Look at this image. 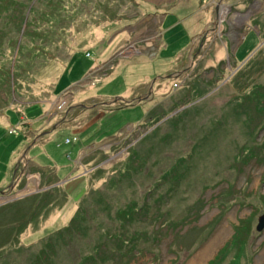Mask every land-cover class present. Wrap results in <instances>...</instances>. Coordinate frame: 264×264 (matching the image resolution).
Listing matches in <instances>:
<instances>
[{"label": "rangeland", "instance_id": "1", "mask_svg": "<svg viewBox=\"0 0 264 264\" xmlns=\"http://www.w3.org/2000/svg\"><path fill=\"white\" fill-rule=\"evenodd\" d=\"M255 1L0 0V264H264Z\"/></svg>", "mask_w": 264, "mask_h": 264}, {"label": "crops", "instance_id": "2", "mask_svg": "<svg viewBox=\"0 0 264 264\" xmlns=\"http://www.w3.org/2000/svg\"><path fill=\"white\" fill-rule=\"evenodd\" d=\"M163 1H161L162 3ZM225 6H229V5H225ZM234 8H235V5H232ZM235 10H239V9H236ZM233 13H236V11H233ZM222 32V31H221ZM143 66H145V64L143 65H139L137 68V72L141 73V74H144V75H149L151 76V78L153 79L156 75H163L162 74V71H161V66L159 64L155 65V66H152V65H146V70H143ZM177 71V70H176ZM146 73V74H145ZM140 76L138 77L137 79H139L141 81V78L144 76ZM150 78V80H151ZM162 92H160V95H159V102H163V100L167 101V99L169 98V95H165V97L163 95H161ZM158 97V96H157ZM153 99H157V98H153ZM157 103V101H156ZM158 104V103H157ZM67 142V140H66Z\"/></svg>", "mask_w": 264, "mask_h": 264}, {"label": "water", "instance_id": "3", "mask_svg": "<svg viewBox=\"0 0 264 264\" xmlns=\"http://www.w3.org/2000/svg\"><path fill=\"white\" fill-rule=\"evenodd\" d=\"M235 10V8L232 6V5H229V6H222V9L220 10V6L218 5V10H217V20H225L221 15L222 13H230V12H233ZM141 52V51H140ZM138 52V53H140ZM172 76V75H170ZM156 80V79H155ZM152 86H151V90H150V93L148 95L151 94L152 92ZM148 96H146L147 98ZM139 100H141V98H139ZM264 229V213L259 217V222L257 224V230L258 231H262Z\"/></svg>", "mask_w": 264, "mask_h": 264}, {"label": "flooded vegetation", "instance_id": "4", "mask_svg": "<svg viewBox=\"0 0 264 264\" xmlns=\"http://www.w3.org/2000/svg\"><path fill=\"white\" fill-rule=\"evenodd\" d=\"M255 0H251V5H255ZM255 22H257V21H255ZM240 23H242V21L240 22ZM249 24V23H248ZM255 24H257V23H255ZM235 25H237V23L235 22ZM251 26V25H250ZM254 27H255V25H253ZM258 26H259V24H258ZM246 27V26H245ZM259 31L261 30H264V28L263 27H260V29H258ZM256 31V30H255ZM229 32H230V29H229V31H228V34H229ZM257 32V31H256ZM241 36H243V33H235L234 34V37H239V38H241ZM197 56L198 55H196L195 57L197 58ZM196 58H194L193 59V61L190 63V65H191V67L194 69V67H195V63L196 64H198L199 62H197V61H195V59ZM192 69V70H193ZM176 72V71H175ZM188 72V70H186V71H184V72H182L183 74H185V73H187ZM181 73V72H180ZM190 72H188L187 74H189ZM187 74H185V75H187ZM156 79V80H155ZM162 79H163V75H156L154 78H153V80H152V88H154L155 87V85H158L161 81H162Z\"/></svg>", "mask_w": 264, "mask_h": 264}, {"label": "trees", "instance_id": "5", "mask_svg": "<svg viewBox=\"0 0 264 264\" xmlns=\"http://www.w3.org/2000/svg\"><path fill=\"white\" fill-rule=\"evenodd\" d=\"M21 22L22 24L24 23V15H22L20 18L19 17H17V19H16V22ZM2 58H4V57H2ZM1 61H0V66H2L1 65ZM6 73V75H8V78H7V80H9L10 79V77L11 76H9L10 75V70H4L3 68H2V73H1V75L3 76V74H5ZM5 87H7V85L5 86ZM103 250H105V251H110V249H109V246L108 245H103ZM105 257V256H104ZM103 257V258H104ZM112 256H109V257H106V258H102V260H105V259H108V258H111ZM96 260V261H95ZM98 263V259H97V257L94 259V262H93V264H97Z\"/></svg>", "mask_w": 264, "mask_h": 264}, {"label": "built area", "instance_id": "6", "mask_svg": "<svg viewBox=\"0 0 264 264\" xmlns=\"http://www.w3.org/2000/svg\"><path fill=\"white\" fill-rule=\"evenodd\" d=\"M74 140H76V137H73L72 139L67 138V142H68V143H70V142H72V141H74Z\"/></svg>", "mask_w": 264, "mask_h": 264}]
</instances>
